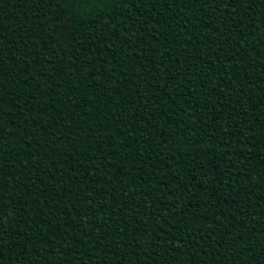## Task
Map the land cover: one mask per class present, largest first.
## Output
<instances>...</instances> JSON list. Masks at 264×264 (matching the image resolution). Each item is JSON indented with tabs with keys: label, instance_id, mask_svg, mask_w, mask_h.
Segmentation results:
<instances>
[{
	"label": "trees",
	"instance_id": "obj_1",
	"mask_svg": "<svg viewBox=\"0 0 264 264\" xmlns=\"http://www.w3.org/2000/svg\"><path fill=\"white\" fill-rule=\"evenodd\" d=\"M2 264H264V0H0Z\"/></svg>",
	"mask_w": 264,
	"mask_h": 264
},
{
	"label": "snow or ice",
	"instance_id": "obj_2",
	"mask_svg": "<svg viewBox=\"0 0 264 264\" xmlns=\"http://www.w3.org/2000/svg\"><path fill=\"white\" fill-rule=\"evenodd\" d=\"M0 264H2V261H0Z\"/></svg>",
	"mask_w": 264,
	"mask_h": 264
}]
</instances>
